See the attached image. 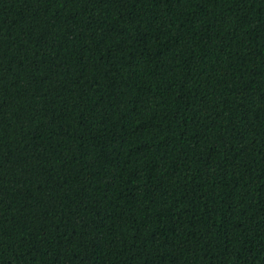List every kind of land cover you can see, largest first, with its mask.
Instances as JSON below:
<instances>
[{
	"label": "trees",
	"instance_id": "1",
	"mask_svg": "<svg viewBox=\"0 0 264 264\" xmlns=\"http://www.w3.org/2000/svg\"><path fill=\"white\" fill-rule=\"evenodd\" d=\"M0 264H264V0H0Z\"/></svg>",
	"mask_w": 264,
	"mask_h": 264
}]
</instances>
